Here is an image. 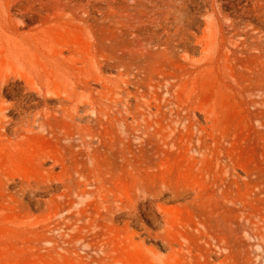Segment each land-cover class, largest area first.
Instances as JSON below:
<instances>
[{
  "label": "rangeland",
  "instance_id": "obj_1",
  "mask_svg": "<svg viewBox=\"0 0 264 264\" xmlns=\"http://www.w3.org/2000/svg\"><path fill=\"white\" fill-rule=\"evenodd\" d=\"M0 264H264V0H0Z\"/></svg>",
  "mask_w": 264,
  "mask_h": 264
},
{
  "label": "bare ground",
  "instance_id": "obj_2",
  "mask_svg": "<svg viewBox=\"0 0 264 264\" xmlns=\"http://www.w3.org/2000/svg\"><path fill=\"white\" fill-rule=\"evenodd\" d=\"M183 2V1H182ZM64 104V103H63ZM62 105V104H61ZM64 105H62V107H63ZM59 107V106H58ZM62 107H60L59 109H61ZM37 122V121H36ZM44 123H46V122H44ZM43 126V125H42ZM47 127L49 126V125H46ZM50 129V128H49ZM45 130V129H44ZM48 131V130H47ZM50 131V130H49ZM51 131H52V129H51ZM16 132H19V131H16ZM15 132V133H16ZM54 132V131H53ZM13 133V132H12ZM20 133V132H19ZM49 133V132H48ZM52 133V132H51ZM17 134V133H16ZM170 191V192H169ZM162 191L160 190L159 191V194L161 193ZM166 192H169L170 193V200H175L176 198H178V197H183V196H186V195H188V196H193V199H196L198 196H199V190H196L195 188L194 189H192L191 190V192H186V191H183V192H181V193H179V192H177V191H173V190H167ZM163 193H165V192H163ZM134 197L136 198V195H134ZM156 198H159V196L158 195H155V196H149V197H147V198H145V199H147V203H157V205H156V207L158 208L157 209V211L158 212H161L162 213V215H163V218H164V221L165 222H167V220H168V213H166V212H164V211H162V208H161V204H160V202L158 201V199H156ZM152 199H155L156 201H154V200H152ZM129 201L131 202L132 201V199H129ZM142 211L144 210V206H145V204L144 203H142ZM134 213V212H133ZM132 213V216L133 217H135V215ZM157 220V219H156ZM158 221V220H157Z\"/></svg>",
  "mask_w": 264,
  "mask_h": 264
}]
</instances>
